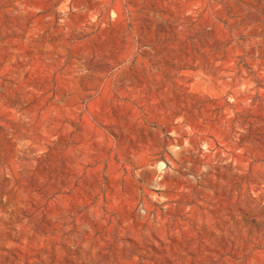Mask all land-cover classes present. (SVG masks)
I'll return each instance as SVG.
<instances>
[{
  "label": "rangeland",
  "instance_id": "374dc122",
  "mask_svg": "<svg viewBox=\"0 0 264 264\" xmlns=\"http://www.w3.org/2000/svg\"><path fill=\"white\" fill-rule=\"evenodd\" d=\"M0 264H264V0H0Z\"/></svg>",
  "mask_w": 264,
  "mask_h": 264
}]
</instances>
